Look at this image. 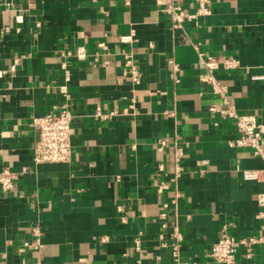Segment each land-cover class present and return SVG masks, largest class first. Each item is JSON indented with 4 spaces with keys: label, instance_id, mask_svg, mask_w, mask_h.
Masks as SVG:
<instances>
[{
    "label": "crops",
    "instance_id": "crops-1",
    "mask_svg": "<svg viewBox=\"0 0 264 264\" xmlns=\"http://www.w3.org/2000/svg\"><path fill=\"white\" fill-rule=\"evenodd\" d=\"M205 6L174 28L155 0H0V171L15 175L0 187V264H215L222 229L257 239L234 264H264V162L228 144L238 132L209 110L223 104L199 59L217 60L212 74L238 114L264 121V0ZM227 58L236 66L222 67ZM63 103L70 160L35 164L30 120ZM246 169L261 179H243ZM33 226L38 250L24 244Z\"/></svg>",
    "mask_w": 264,
    "mask_h": 264
},
{
    "label": "built area",
    "instance_id": "built-area-1",
    "mask_svg": "<svg viewBox=\"0 0 264 264\" xmlns=\"http://www.w3.org/2000/svg\"><path fill=\"white\" fill-rule=\"evenodd\" d=\"M157 4L161 6V10L166 13L170 19L171 26L174 28H181L184 22H196L199 16L207 13L205 6L206 0H196L197 7L193 12L186 11L179 4L174 3L173 0H155ZM129 36H121L120 41H129ZM78 51V55H81ZM199 59L207 69V73L202 75L200 79L206 81L211 85L213 92L218 93L221 96V103L223 107H217L216 105L209 106L210 111L217 110L220 115L227 116L233 119L235 128L238 135L230 140L228 144L233 147H245L251 150L252 154L258 156L264 162V121L257 119L253 115L238 114L235 111L234 106L228 101L224 92L225 89L221 86L212 74V70L218 67L217 60L210 56H204L199 53ZM169 62V60H168ZM172 64L173 73L171 78L173 81H178V66ZM127 68L125 73L132 81H137L141 73L139 69L126 60ZM220 65L224 68H233L236 66V61L232 58L224 59L220 62ZM114 111L103 114L99 108L95 109L94 115L99 118H104L113 114ZM71 120L72 114L67 107L66 103L57 106L55 111L50 113L34 116L30 120V126L38 132V138L34 141L32 147V160L35 164L38 163H68L71 156ZM180 154L181 149L175 148L173 161L175 165V174L180 172ZM261 170L246 169L242 171V177L245 180H259L261 179ZM15 175L3 169L0 171V187L6 191L12 187L13 179ZM163 185H158V190ZM161 216L164 218V214ZM162 227L166 226V223L161 224ZM31 238L24 244L27 249L38 250L41 247L40 231L37 226L31 228ZM173 250L172 255L176 256V249L178 243L181 241L182 236L180 233L175 232L173 234ZM254 237L236 239L233 236L227 234L222 229L217 239L211 244L208 250L209 258L215 264H234L235 252L238 246L244 247L245 255L250 254L252 244L256 241Z\"/></svg>",
    "mask_w": 264,
    "mask_h": 264
}]
</instances>
